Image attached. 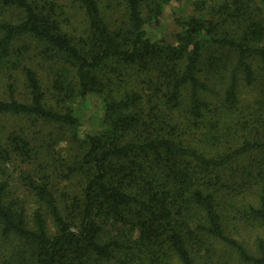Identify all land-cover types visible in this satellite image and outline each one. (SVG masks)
<instances>
[{
    "label": "trees",
    "instance_id": "obj_1",
    "mask_svg": "<svg viewBox=\"0 0 264 264\" xmlns=\"http://www.w3.org/2000/svg\"><path fill=\"white\" fill-rule=\"evenodd\" d=\"M171 1L0 0V264H264V8Z\"/></svg>",
    "mask_w": 264,
    "mask_h": 264
},
{
    "label": "rangeland",
    "instance_id": "obj_2",
    "mask_svg": "<svg viewBox=\"0 0 264 264\" xmlns=\"http://www.w3.org/2000/svg\"><path fill=\"white\" fill-rule=\"evenodd\" d=\"M226 1L231 2L232 0H172L164 7L160 23L156 26L146 27L148 36L151 40L159 43L171 42L174 34L180 30L176 19L185 20L191 15H198L207 18L213 7ZM254 1L257 5L264 8V0ZM197 5L202 7V9L198 10L196 8ZM0 89H2V87ZM74 109L79 117L81 123L80 129L83 133H95L96 131L101 130L102 102L100 97L92 95L87 101L76 103ZM62 145L64 146V144Z\"/></svg>",
    "mask_w": 264,
    "mask_h": 264
}]
</instances>
